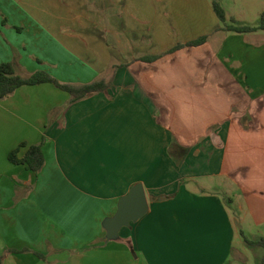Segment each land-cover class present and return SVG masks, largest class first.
<instances>
[{
	"label": "crops",
	"instance_id": "0c3cea01",
	"mask_svg": "<svg viewBox=\"0 0 264 264\" xmlns=\"http://www.w3.org/2000/svg\"><path fill=\"white\" fill-rule=\"evenodd\" d=\"M212 4L0 0V64L7 40L30 73L50 52L59 81L111 85L77 102L49 84L0 101L4 264H91L112 244L119 264H245L261 248L245 237L264 239V31L223 30ZM44 141L38 175L9 162ZM136 184L149 212L107 241L101 223Z\"/></svg>",
	"mask_w": 264,
	"mask_h": 264
},
{
	"label": "trees",
	"instance_id": "16d2710c",
	"mask_svg": "<svg viewBox=\"0 0 264 264\" xmlns=\"http://www.w3.org/2000/svg\"><path fill=\"white\" fill-rule=\"evenodd\" d=\"M213 10L221 24H223V30L236 32V33H252L257 31H264V11L260 17V24L257 27L251 26H237L236 19L234 17H228L225 10L221 5L213 1ZM228 21L231 24H228ZM207 37L188 43L186 46H199L205 43ZM183 46H178L175 49H180ZM43 84H51L57 89L65 91L72 97V102H77L85 99L88 96L104 92L110 88V82L104 79L95 80L89 84H75V83H63L56 79L50 72L46 70H38L28 76H22L18 73L17 66L13 62L1 63L0 64V101H3L11 97L17 90L24 86H38ZM35 144L28 146L27 144H21L19 148L12 151L8 160L14 165H22L25 168L36 175H38L45 166V155L43 152V144ZM27 148L25 153L21 155V150ZM245 243L250 247H262L264 249V239L257 241L249 240L245 237ZM10 253H26L30 252L28 249L23 251H9ZM40 259L45 257L39 253H35ZM2 261H0V264ZM258 264H264V255Z\"/></svg>",
	"mask_w": 264,
	"mask_h": 264
},
{
	"label": "rangeland",
	"instance_id": "374dc122",
	"mask_svg": "<svg viewBox=\"0 0 264 264\" xmlns=\"http://www.w3.org/2000/svg\"><path fill=\"white\" fill-rule=\"evenodd\" d=\"M213 1H216L221 5V7L225 10V12L227 13V16L229 18L234 17L236 19V25L237 26H251V27L259 26L260 17H261L262 12L264 11V0H213ZM90 9L92 11L96 12L95 13L96 15H100V16L103 15L102 14L103 8H101L100 5L98 6V4L95 7H92ZM82 13H85V11H83L81 9V14ZM99 19H101V18H98V20ZM228 24H231V22L228 21ZM97 26L101 29V31H103L105 28L104 19L97 22ZM5 42L8 46V48L10 49V53L12 54V59H11L12 61L11 62L15 63V65L17 66L18 73L21 74L22 76H28L29 74H31L30 72H32V70H34V69L27 70L26 68H22L21 64L19 63L20 57L18 56V53H17L18 49L16 47H14L11 43H9V41L6 40ZM36 52H38V54H41L39 52V50H36ZM48 53H49V56H45V57L43 56L44 58H42V61H39V62L37 61L38 70L39 69L40 70H46V69L52 70L53 69V67L51 65L52 63H49L46 61V60H48V61L53 60L51 53L50 52H48ZM43 62H45L46 64H44ZM47 86L52 87L53 89L56 88L55 86H53L51 84H49ZM27 89H29V88H27ZM35 91H37V90H35V89L29 90V95H31L34 99L33 104H32L33 109L38 110V112H39L41 107H40V104L37 103V101H36L37 98H35V97L36 96L43 97L45 94L37 93ZM59 93L64 95V96H67V94H68V93L66 94V92L65 93L59 92ZM1 128H2V126L0 125V130H1ZM43 144L45 145L46 141H44ZM48 148L49 147H47V149ZM51 155L53 156V154H51ZM50 158H53V157H50ZM79 206L83 207V204L82 205L79 204ZM104 220H103V222H104ZM103 222L101 223L102 226H103ZM65 226H66V223H65ZM73 242H75V240H73ZM73 242L72 241L68 242V241H65V239H64L63 244L68 245V246L66 245L67 247H65V249H66L65 255H73L71 253V252H73V250H74L73 247L75 246V243H73ZM80 242L86 243V240H84V241L80 240ZM97 242H98L97 240H94V241L90 242L89 245L86 244L87 245V246L85 245L86 247L84 245H82V246L84 247V250H86V251L91 250L90 252H92V251L98 249L97 248L98 245H96ZM111 247H112L111 248L112 253H111L110 257H109V254H107V257H104L106 255V252H102L103 259L101 261L100 260H93V261H91V264H119L118 246H115V244H112ZM263 255H264V249L262 247L256 249L255 253H253V255L251 254L252 258L249 260L248 263H245V264H253L255 262V258L256 259L259 258V261H260L261 258L263 257ZM5 259H6L5 255L0 256V261H2L1 264H4Z\"/></svg>",
	"mask_w": 264,
	"mask_h": 264
},
{
	"label": "water",
	"instance_id": "95a60500",
	"mask_svg": "<svg viewBox=\"0 0 264 264\" xmlns=\"http://www.w3.org/2000/svg\"><path fill=\"white\" fill-rule=\"evenodd\" d=\"M149 212V202L142 184L134 185L127 195L119 200L117 211L113 217L105 219L106 240L115 241L120 237L123 228H129Z\"/></svg>",
	"mask_w": 264,
	"mask_h": 264
}]
</instances>
